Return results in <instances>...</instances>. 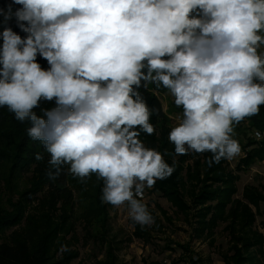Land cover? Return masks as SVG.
Listing matches in <instances>:
<instances>
[{
    "label": "clouds",
    "instance_id": "9594fccd",
    "mask_svg": "<svg viewBox=\"0 0 264 264\" xmlns=\"http://www.w3.org/2000/svg\"><path fill=\"white\" fill-rule=\"evenodd\" d=\"M13 4L21 7L0 9L3 23L15 18L27 35L0 32V108L30 125L27 135L49 155L50 180L66 165L80 183L94 174L103 203L126 206L142 227L154 223L143 196L171 176L175 159L170 166L167 151L140 139L156 132L155 110L138 90L152 83L183 109L168 134L175 155L210 153L209 167L240 155L235 126L264 105V0ZM53 100L55 108L34 111Z\"/></svg>",
    "mask_w": 264,
    "mask_h": 264
},
{
    "label": "trees",
    "instance_id": "16d2710c",
    "mask_svg": "<svg viewBox=\"0 0 264 264\" xmlns=\"http://www.w3.org/2000/svg\"><path fill=\"white\" fill-rule=\"evenodd\" d=\"M9 4H12L13 11L21 7L13 4V0H0V9L7 10ZM5 26L10 27L22 38L27 35L17 26L15 18L5 25L3 16H0V32ZM2 43V38H0V46ZM36 62L44 70L50 68L47 60L39 54ZM144 71L146 73L147 69ZM156 88V84L152 83L147 88L142 86L138 90L149 108L155 110L151 119L165 121L167 117L162 103L153 90ZM56 106L55 100L42 101L40 108L34 111L42 115L41 109H52ZM245 123L247 124L244 125ZM29 126L27 122L17 121L8 110L0 108V130L4 137V142L0 144V168L11 164V171L14 174L22 177L32 175L36 180L34 188L23 193L21 201L23 206L12 204L7 215L0 217V239L8 230L22 223L26 209L32 204L36 194L43 190L42 187H47L40 207L26 219V228L23 232L13 233L10 239L0 240L2 241L0 264H72L79 258V253L71 248L72 241L77 236L73 188L80 193L78 203L82 215L79 219L83 222L86 238L90 239L94 236L104 245L108 244V264H115L114 248L111 245L113 242L108 241L110 231L108 209L112 205L104 204L101 200L103 182L98 181L93 174L87 183L79 182L75 185L76 180L74 181L67 165L64 166L57 180H50L47 176L49 155L40 141H33L27 135L26 129ZM251 129L264 132V105L260 107L259 115L245 118L235 126L236 136L234 138L245 149L244 151H247L246 157L240 162L239 170L242 168L247 170L258 162H264V141L258 143L252 139L248 135ZM169 132V129L163 128L160 147L164 152L167 151L168 154L165 155L167 157L164 159L171 166L176 155L173 144L168 139ZM141 136L148 139L149 148L154 147V137L145 133H141ZM239 139L245 141V144ZM7 142H14L16 147L7 149L5 147ZM37 153L42 154L44 159L36 160ZM186 156L187 154L181 155V159L175 161L171 176L156 181L154 192L162 194L176 212L183 215L185 220L188 219L192 207L196 210L193 217L196 219L194 236L197 238H210L214 243L215 228L220 223L226 224L225 231L229 236V248L223 255L225 264H264V234L254 228L256 218L251 210V206L259 210L261 204H264V185L247 186L242 199H233L238 192L236 181L239 178L229 171L226 166L227 160L222 159L220 163H213L209 167L206 161L210 159V153H193V164L186 168L185 164L188 159ZM184 171L185 174H183ZM147 206L153 216L154 226H161L162 222L159 217L150 210L148 204ZM2 212L0 210V213ZM161 212L167 216L166 212L162 210ZM133 224L134 237L149 241L151 237L147 225L142 227L135 222ZM95 228L100 229V234L95 232ZM183 248L189 251L188 247ZM192 260L193 264H203L202 259Z\"/></svg>",
    "mask_w": 264,
    "mask_h": 264
},
{
    "label": "rangeland",
    "instance_id": "374dc122",
    "mask_svg": "<svg viewBox=\"0 0 264 264\" xmlns=\"http://www.w3.org/2000/svg\"><path fill=\"white\" fill-rule=\"evenodd\" d=\"M261 51H264V46H262ZM153 90L155 95L160 99L167 118L165 121L151 119V123L155 126L156 132L150 135V137L155 138V145L153 148L161 153H165L160 147L162 130L163 128L171 130V127L182 117L183 109L175 106L173 97L162 85ZM1 109L7 110L6 107ZM246 124L247 123L244 125ZM257 131L258 130L251 129L248 131V135L258 143L263 142L264 137L259 139L256 137L255 133ZM1 133L2 130H0V144L4 142V137ZM235 136L236 135H234V137ZM140 139L144 142L145 146L148 147V139L142 138V136ZM239 141L245 144V141L242 139H239ZM5 147L7 149H14L16 144L14 142H7ZM244 150L245 149L241 147L240 155L232 160H227L226 164L229 171L239 178L236 181L238 192L233 196V199H242L244 189L247 186L258 187L260 184L264 185V162H258L247 170H243L242 168L241 171L238 169L241 160L246 157L247 151ZM187 156L186 168L188 165L193 164V153H189ZM174 159L175 161L181 159V155H176ZM11 167V164H9L0 168V210L3 211L0 213V217L7 215L12 204H20L23 206L21 202L23 193L34 188L33 186L36 181L35 177L32 175L22 177L18 174H14L11 171ZM183 174H185V171ZM74 181L75 185L79 183V180L76 178H74ZM41 189L43 190L36 194L32 204L27 207L25 219L22 223L8 230L0 240L10 239L13 233L23 232L26 228V219L35 212V209L40 207L43 201L42 198L47 191V187L44 186ZM73 189L76 203L75 213L77 218L75 220V228L77 236L74 241H72L71 248L79 253V258L74 260L72 264H108L109 259L107 252L109 251V245H104L101 240H97L94 236L90 239L86 238L87 235L85 234L83 222L79 219L82 215L81 207L78 203L80 193L76 188ZM143 202L150 206V210L155 212L162 222L161 226H154L153 223L147 225L151 237L149 241L134 237V224L128 216V209L126 206L120 208L111 206L108 209L110 217L108 241L113 242L111 245L112 248H114V250H112L115 256V264H193L192 259H194V261L202 259L203 264H225L223 255L226 254L229 248V236L225 231V223H220L218 227L215 228L214 243H212L210 238H197L194 236L196 219L193 217V214H195L196 210L193 209V207L188 219L185 220L183 215L176 212L162 194L154 192V187L145 190ZM161 210L166 212L167 216H165ZM251 210L256 218L254 228L264 234V204H261L259 210L251 206ZM99 230L95 228V232L98 234H100ZM71 236L72 234L69 237L71 238ZM1 243L2 241H0V244ZM183 247H188L189 251Z\"/></svg>",
    "mask_w": 264,
    "mask_h": 264
},
{
    "label": "built area",
    "instance_id": "2783aa9c",
    "mask_svg": "<svg viewBox=\"0 0 264 264\" xmlns=\"http://www.w3.org/2000/svg\"><path fill=\"white\" fill-rule=\"evenodd\" d=\"M261 133V137H264V132H260ZM143 198H144V196H143Z\"/></svg>",
    "mask_w": 264,
    "mask_h": 264
}]
</instances>
